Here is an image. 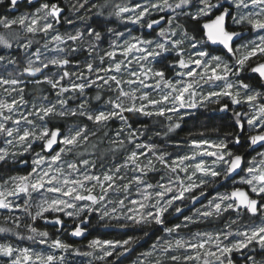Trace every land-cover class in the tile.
Here are the masks:
<instances>
[{
    "label": "snow or ice",
    "instance_id": "6c2138e0",
    "mask_svg": "<svg viewBox=\"0 0 264 264\" xmlns=\"http://www.w3.org/2000/svg\"><path fill=\"white\" fill-rule=\"evenodd\" d=\"M4 3L5 0H0V5ZM18 3L19 0H7L6 6L15 9ZM186 6L195 11H186ZM177 9L180 11L176 16L166 21L169 27L159 28L156 39L131 33L125 38L124 33H115L123 38V43L112 42L110 50L99 56L98 65L91 57L97 42L102 40V33L89 27L88 35L93 40L88 44V57L82 68L79 61L74 64L70 57L81 50L77 42L84 33L58 31L56 25L61 22L63 9L57 3H41L33 13L0 18V28L5 30L0 33L3 53L0 54V137L9 146L0 147V163H7L9 157L17 162L16 157L33 152L36 143L41 148L34 152L25 174L10 175L0 182V209L9 213L3 220L12 224V227L0 226V233L15 232L18 238L38 242L49 249L43 252L0 241V260L4 264H64L65 255L57 252L70 251L107 264L109 257L115 255L118 259L142 239L140 236L93 238L87 244L91 251L81 252L59 235L53 239L48 231L34 226L37 220H44L59 233L64 231L62 216L75 222L70 233L75 237L85 236L93 216L98 217L103 227L135 226L143 230L144 236L149 235L147 227L159 226L169 238H157L148 250L140 253L136 264H237L234 253L240 254L246 264H264V260L257 261L254 255L246 254L256 247L264 253V151H257L259 160L256 157L246 160L243 152L235 150L264 148V131L249 135L247 144H242L241 139L245 124L253 130L258 124L264 128V62L250 68L262 82L259 88L240 79L251 58L264 56V0H175L173 3L146 0L133 6L117 4L110 15L153 29L160 20L146 19L150 10ZM178 16L194 22L191 31L180 23L173 27ZM229 19L233 25L246 26L252 35L244 40L248 33L230 30ZM106 31L113 33L112 28ZM201 32L202 36L195 34ZM41 34L50 36L42 45L44 51L37 47L30 53L33 44L40 43L34 38ZM178 34L179 39H172ZM22 37H28L26 43L21 42ZM237 39L242 42L234 47ZM68 41L73 44L68 45ZM212 45L236 56L235 62L230 64L223 56L214 54ZM13 50H22L25 59L13 55ZM45 52L56 54L42 59ZM156 64L161 67H155ZM50 66L59 70L58 78L44 73ZM70 67L80 70L70 71ZM37 74H42L43 79H35ZM29 83L34 88L50 86L55 91V101L46 95L39 101L26 99ZM205 85L209 86L207 91ZM93 87L98 90L92 98L96 101L102 100L99 90L115 96H109L97 107H89V99L82 100L75 108L68 107L73 97L65 98V94L84 97L86 89ZM221 98H227L230 103H222ZM206 102L220 104L221 112L228 111L230 105H246L249 110H232L239 134H227L218 140L192 138L187 142L189 151L173 157L156 143L138 142L147 126L133 129L129 122L130 117H164L170 122L164 133L167 136L181 127L182 109H195ZM69 116L81 119L65 128L52 123L57 117ZM85 120L91 122L94 131ZM114 120L121 123L110 137L109 123ZM10 147H19L21 151L10 152ZM18 162L27 164L26 160ZM156 172L162 174L153 181L149 174ZM237 175L239 183L250 191L241 187L224 192L217 189L206 204L190 209L191 215L185 214L186 202L195 205L206 197V189ZM16 212H22L32 223H23L20 215H14ZM241 212L249 214L248 223L233 229V225L240 224ZM225 213L237 216L224 229L193 232L189 228L222 219ZM169 216H175L179 222L170 223ZM258 216L260 221L256 223L254 218ZM21 228L26 236L21 235ZM182 232L185 234L181 235Z\"/></svg>",
    "mask_w": 264,
    "mask_h": 264
},
{
    "label": "trees",
    "instance_id": "16d2710c",
    "mask_svg": "<svg viewBox=\"0 0 264 264\" xmlns=\"http://www.w3.org/2000/svg\"><path fill=\"white\" fill-rule=\"evenodd\" d=\"M44 2V1H43ZM43 2H40L36 5L30 6L27 3H22L18 5L14 10L7 11L8 7L7 0H5V3L0 5V18L7 16L9 19L15 18L19 16L20 12H27L31 13L33 12L37 6ZM146 2V0H87V3H85V0H59V6L63 9V13L61 16V22L57 25L58 31L61 34L65 33H72L74 34L75 31L80 30L84 33L83 36H88L87 39L82 38V40L78 41L77 43L80 44L81 50L75 53L72 57H70L73 60V63L75 64L76 61L80 62V67H83V63L85 61V58L88 57V51L87 47L90 42H92L93 38L89 37L88 35V29L89 27L94 28L97 31H100L102 33V40L100 42H97L98 46L96 48V51L92 53V57L94 58L95 64H99V56L101 53L104 52L105 48H108L112 42H119L123 40V38H120L115 35V33H124L125 37L127 34L131 33L134 35H141L146 38H155L156 37V31L153 29L151 31H144L141 30L139 25H133L129 22L120 20L119 17H116L115 15H110V13H113L115 11V5L117 4H127L128 6H133L135 3H143ZM48 3V2H47ZM83 4V7H80V5ZM97 5L98 7L94 8L93 5ZM75 5V9L72 7ZM101 5H105L104 7H99ZM194 10L192 7H185L186 11ZM18 11V12H17ZM177 14V13H176ZM176 14L174 16H176ZM172 17V16H171ZM83 18V19H82ZM68 21H71L70 23ZM176 23L183 24L185 28H187L189 31L192 30L194 22L186 21V18L183 16H178L177 19L173 23V27ZM228 25L230 30H243L242 26H232L230 21L228 20ZM107 28H112L113 33H108L106 31ZM5 30L0 29V33H3ZM199 36H202L201 33H195ZM89 38V39H88ZM28 37H22L23 43L27 42ZM35 40L40 41L39 44H33L32 50L39 47L43 42L44 38L42 35H38L34 38ZM119 40V41H117ZM240 41V40H239ZM73 42L68 41V45H72ZM236 45V44H235ZM64 46V45H63ZM65 47V46H64ZM212 48V47H211ZM214 50V54H220L224 55V57L228 60L231 59V55H225L220 49L218 48H212ZM20 50H13V55H16L19 58ZM0 54H3L0 52ZM21 59V58H19ZM23 59V57H22ZM259 59H252L249 61L248 65L246 66V70L240 74V79L244 80V82L249 83L253 85L256 88H259V82L258 80L253 77L249 76L247 74V67L255 62H257ZM156 67H161L160 64H156ZM70 71H78L79 68L70 67ZM51 77L55 78L54 76L50 75ZM94 78V77H93ZM33 79V78H28ZM35 79H43V77H36ZM75 79V77H73ZM79 82V81H77ZM64 83H67L64 82ZM97 89L95 87L86 89V93L84 97L77 98L78 94L74 93H67L65 94V98L67 97H73L72 99H69L68 101V107L75 108L77 105L82 102V100L89 99L91 101L89 107H97L102 104V101L107 100L109 96L114 93H110L104 90H99L101 92V101H96L92 99L96 93ZM42 95H46L49 97V100L55 101V91L50 88L48 85H41V86H34L29 83L26 87L25 92V98L29 101L36 100L39 101V98ZM1 97V96H0ZM59 108V106H58ZM180 115L183 117L182 120H180L181 127L179 129H176L172 133H168L167 136L164 135L165 132H167V126L170 123L167 119L164 117H144V116H138V117H130V123L132 124L133 129L141 128L143 125L147 126V131L143 136H141L140 141L141 142H152L156 143L160 146L161 149H165L169 153L173 155V157L176 154H184V152L189 151L187 142L192 138H204L209 140H218V139H224L227 134L237 133V126L234 123V119L232 118V114L228 113H222L219 111L218 108H211V106L207 107H201L199 109L195 110H188L186 112L180 113ZM81 118L79 117H65V118H55L52 123L60 125L62 128H65L67 126H70L76 122H78ZM173 120H176V116L173 115ZM84 123L89 125V128L91 130H95V127L91 124V122L84 121ZM120 121L114 120L109 123V136H114L116 130L120 127ZM259 131V130H258ZM156 133H160V136H157ZM253 133V132H252ZM201 134H203L201 136ZM251 134V132H243L241 139L242 144H246V138L247 136ZM149 137H151V140H149ZM229 139L231 137L229 136ZM36 149L39 151L41 150L40 144L35 146ZM131 147V146H130ZM230 147L232 145L230 144ZM238 151L243 152V154L246 152L244 148H238L235 149ZM253 154V153H252ZM252 154L246 155V159L249 158ZM19 159L26 160L24 157H18ZM24 158V159H23ZM92 158V157H87ZM119 162V161H118ZM157 168H160L159 164H157ZM30 167L28 164H26L24 167H19L16 165V162L14 163L13 160L9 159L7 163H0V182L3 181V179H6L10 175H18V174H25ZM162 174V172H156V173H150V179L153 181L159 179V176ZM230 183L225 184L223 187H221L218 190H228ZM213 188V187H211ZM211 188L209 190H211ZM208 190V191H209ZM208 193V192H207ZM236 213H225L224 217L222 219H213L209 221H204L196 225H191L189 228L193 230H199L202 228H208L212 226L220 225L226 217L234 216ZM5 215H9V213L6 210L0 209V226H6V227H12L11 222H8L7 224L4 223L3 217ZM14 215H20L23 220V223H32V221L26 217L22 212H16ZM237 216V215H236ZM258 217L254 218L255 221ZM62 219L64 220V231H61L59 233L56 232L55 226L46 223L44 220H37L34 224L35 227H37L39 230H46L50 233V236L54 239L57 235L66 243H69L73 245L74 248H79L81 252H88L91 251V249L87 248L88 241L93 238H100V239H126L128 236H140L142 239L139 240V242L133 246L132 251H130L126 256H122L120 259L116 260V256L114 255L111 259H109L108 264H127L131 259L136 257L138 254L140 255L141 252L147 250L154 241H157V238L164 237L163 232L159 226H149L146 228V230L149 232V235L144 236L143 230L132 226L127 229H120L118 227H103L98 223V217L93 216L91 219V224L88 226V231L83 237H75L72 236L71 230L75 226V222L73 219L62 216ZM168 220L170 223L177 222L175 216L168 217ZM249 220V215L241 212L240 213V224H247ZM170 226V225H169ZM21 235L26 236L27 233L25 229L21 228L20 230ZM187 231V230H186ZM7 240L15 245H18L20 247L24 246H30L35 250H42L46 249L48 250V247L46 245H41L38 242L35 241H29L27 239H20L16 236L15 232L11 233H0V241ZM39 247V248H36ZM65 255V261L64 264H101V262H95L93 261V257L91 256H83V255H76L73 252L69 253H61L57 252V255ZM250 254L254 255L257 259L264 260V253L261 252V250H257L255 248V251L250 250ZM234 259L237 261V264L239 261L238 254H234ZM0 264H4V261L0 260ZM105 264V263H102ZM165 264H168V262H165Z\"/></svg>",
    "mask_w": 264,
    "mask_h": 264
},
{
    "label": "rangeland",
    "instance_id": "374dc122",
    "mask_svg": "<svg viewBox=\"0 0 264 264\" xmlns=\"http://www.w3.org/2000/svg\"><path fill=\"white\" fill-rule=\"evenodd\" d=\"M153 2H155V0H153ZM169 2L170 3H173V2H175V0H169ZM221 2H223V0H221ZM43 3H46V2H43ZM145 2H143V3H141V4H144ZM40 5V4H39ZM39 5L37 6V7H39ZM225 7H227L228 5L227 4H225L224 5ZM36 10V9H35ZM35 10L33 11V12H35ZM180 10L179 9H177V10H175V11H173V10H168V11H166V12H159V11H156V10H150V15L149 16H147L146 17V19H157V20H160V24L159 25H156V26H154V30L156 31V34H157V32L159 31V28L160 27H169V25L166 23V21H167V19L168 18H170L171 16H174L176 13H178ZM189 11H194V10H189ZM18 12V11H17ZM33 12H31V13H33ZM24 13H27V12H20L19 14L21 15V14H24ZM125 15H128V14H125ZM161 17H164V19H161ZM229 21H230V23H231V25L232 26H237V25H233L232 24V21L229 19ZM132 24V23H131ZM133 25H137L138 26V24H133ZM139 27H140V29L141 30H144V31H151V30H153V29H148V28H146V27H141L140 25H139ZM237 27H239V26H237ZM243 27V32H247L248 33V35L247 36H245L243 39L244 40H246V39H248L252 34L249 32V30L246 28V26H242ZM56 28L58 29V27H57V25H56ZM0 29H3V28H0ZM4 30V29H3ZM178 32H179V30H178ZM42 35V34H41ZM132 35H134V34H132ZM42 37L44 38L43 40H44V42L46 41V40H48V39H50V36L49 37H44L43 35H42ZM87 37L88 36H83V38L84 39H87ZM126 38V37H125ZM157 38V35H156V37L155 38H149V39H156ZM180 38V36H179V34L176 36V37H172V39H179ZM89 39V38H88ZM117 41H119V40H117ZM43 42V43H44ZM242 42V40H240L236 45H238V44H240ZM43 43L39 46L40 48H41V50H42V52L44 51L43 50V48H42V45H43ZM116 43H118V44H122L123 43V40H121V41H119V42H116ZM61 47H64L63 45L61 46ZM185 48H187V44H185V46H184ZM36 49V48H35ZM35 49H30L29 50V52L31 53V52H34L35 51ZM106 50H110V47H108V48H105V50H104V52L106 51ZM20 54H19V58H21V60H23V59H25V57H24V55H23V52H22V50H20ZM104 52L103 53H101V55H103L104 54ZM53 54H56V53H53V52H45L44 53V56H42V59L43 58H45V57H49V56H51V55H53ZM218 55H220V54H218ZM231 55V59L230 60H228V59H226L225 57H224V55H223V57L230 63V64H233L234 62H235V59H236V56H234L233 54H230ZM236 55H239V54H236ZM222 56V55H221ZM22 57H23V59H22ZM118 58H119V53H118ZM252 59H259V60H264V56H257V57H254V58H251L250 60H252ZM249 60V61H250ZM258 60V61H259ZM249 61H248V63H249ZM248 63H247V65H248ZM105 66H107V58L105 59ZM155 67H156V65H155ZM44 73L45 74H47V75H52V76H54L55 78H58V74H59V70L58 69H56V68H54V67H52V66H50L48 69H45L44 70ZM37 77H43V75L42 74H37ZM36 78V77H35ZM232 79L233 80H235L236 78L235 77H232ZM64 82H66V81H64ZM208 85H205L204 86V89H205V91H207L208 90ZM0 96L2 97V93H0ZM113 98H114V96H115V94L113 95H111ZM221 102L222 103H230V101H228L227 100V98H221ZM207 107V106H211V108H220V104H216V103H212V102H206V103H204V104H202V105H199L197 108H195V109H199V108H201V107ZM195 109H182L181 110V112L180 113H182V112H186V111H188V110H195ZM233 109H235V110H237V111H246V110H249L248 109V107L246 106V105H244V106H240V107H238V106H235V105H230V109L228 110V111H225V112H222V113H230V114H232V116H233ZM174 115V114H173ZM233 119H234V121H235V118H234V116L232 117ZM262 129H264V128H261V126L258 124L257 126H256V129L255 130H253V129H251V128H248L247 127V125L245 124V132H258V130L260 131V130H262ZM236 134H239V129L237 128V133ZM140 139L141 138H139V141L138 142H141L140 141ZM39 143H36V144H34L33 145V148H34V151L33 152H29V153H26L23 157L26 159V161H27V164H28V166L30 167L31 166V159H32V157H33V155H34V152H39V151H41V150H37L36 149V145H38ZM0 147H9L7 144H6V142H5V139L3 138V137H0ZM58 148V147H57ZM9 151L10 152H18V151H21V149L19 148V147H10L9 148ZM257 151H264V148H260L259 150H257ZM257 151H255L249 158H247L246 160H251L253 157H256L257 158V160H259V157H257ZM23 158V159H24ZM9 159H11L12 160V158L11 157H9ZM143 159V158H142ZM22 159H19L18 157H16V165H18L19 167H24L26 164L25 163H20V162H18V161H21ZM222 167V166H221ZM241 175H243V173H241ZM129 176H131V173H129ZM239 180H240V176L238 175L235 179H233L231 182H229L230 184V187H229V189H231L232 187H244V188H246V190L247 191H250L249 189H248V187L246 186V185H243V184H240L239 183ZM210 188H208V189H206V193H207V195H206V197H204L200 202H198V203H196L195 205H193L191 208H188L187 209V207L191 204V203H188V202H186V204H185V214H189V215H191L192 214V212L190 211V209L191 210H194L195 208H198V207H201V205L202 204H206L207 203V200L208 199H211V197L213 196V195H215L216 194V190H212V188H211V190H209ZM228 189V190H229ZM209 190V191H208ZM228 190H226V191H228ZM225 190H219V192H224ZM198 194V193H197ZM251 194V193H250ZM35 211V209H33V212ZM236 215L237 214H235L234 216H229V217H226L225 219H223V221H222V223L220 224V225H217V226H212V227H208V228H202V229H199V231H218V230H221V229H224L225 228V225L229 222V220L230 219H236ZM169 217H172V216H169ZM180 219H182V217H180ZM259 221H260V217L258 216V218H257V220L255 221L256 223H259ZM177 222H179L178 220H177ZM113 223H115V222H113ZM240 225H243V224H238V225H233V229H235L236 227H238V226H240ZM191 226V225H190ZM192 231V230H191ZM196 231H198V230H196ZM163 232V231H162ZM193 232H195V230H193ZM185 233L184 232H182L181 233V235H184ZM163 236H164V238L165 239H168L169 237H167V236H165V234L163 233ZM154 243H155V241H154ZM36 248H39V247H36ZM149 249V248H148ZM147 249V250H148ZM256 249L257 250H260L258 247H256ZM250 250H251V248L246 252V254H250ZM37 251H43V252H48L49 251V249L48 250H46V249H40V250H37ZM146 251V250H145ZM144 252V251H143ZM129 253V252H128ZM128 253H126V254H128ZM97 254H99V253H97ZM126 254L125 255H123V256H126ZM177 254H179V253H177ZM234 254H236V253H234ZM62 255V254H61ZM114 256V255H113ZM112 256V257H113ZM112 257H109L108 258V261H109V259H111ZM122 257V256H121ZM121 257H119L118 259H120ZM139 257V254L136 256V257H134L133 259H131V261H129L127 264H136V262H137V258ZM238 257H239V261H238V263H240V264H246V262L244 261V259H243V257H241L240 256V254H238ZM93 259V261H95V262H101V261H97V260H95L94 258H92ZM155 259V257L153 258V260ZM257 259V258H256ZM116 260H117V257H116ZM108 261H107V264H108ZM257 261H262V259H257ZM102 263H105V262H101V264Z\"/></svg>",
    "mask_w": 264,
    "mask_h": 264
},
{
    "label": "water",
    "instance_id": "95a60500",
    "mask_svg": "<svg viewBox=\"0 0 264 264\" xmlns=\"http://www.w3.org/2000/svg\"><path fill=\"white\" fill-rule=\"evenodd\" d=\"M48 2V3H57L58 5H59V0H31V3H29V0H19V3H18V5H20V4H22V3H27L28 5H30V6H33V5H36V4H38V3H40V2ZM17 5V6H18ZM12 10H14V9H10V8H8V11H12ZM235 31H241V30H235ZM243 32V31H242ZM239 40H241V39H237L236 41H235V44L239 41ZM234 44V45H235ZM212 48H218V49H220L225 55H230L231 53H228L226 50H224L221 46H218V45H212L211 46ZM258 62H264V60H260V61H257V62H255V63H253L252 65H250V67H249V69H248V75H250V76H255L257 79H258V77H257V74H254V73H252L251 71H250V68L251 67H254L255 65H256V63H258ZM259 80V79H258ZM260 81V80H259ZM261 81H260V85H261ZM262 131H264V130H262ZM258 132H260V131H258ZM254 134H257V132H253V133H251V134H249V135H254ZM248 135V136H249ZM247 136V137H248ZM246 143H248V141H247V138H246ZM58 146H54V148H57ZM260 149V147L259 146H256V151L257 150H259ZM253 152H255V151H253L252 149H247V151H246V153L244 154V155H247V154H251V153H253ZM238 176V175H237ZM237 176H235L234 177V179L237 177ZM233 179H231V180H228V181H221V183H218V184H216L214 187H213V190H217V189H220L221 187H223L225 184H227V183H229V182H231ZM241 187V186H240ZM241 188H244V187H241ZM232 189V188H231ZM230 189V190H231ZM245 190H246V188H244ZM229 190V191H230ZM247 191V190H246ZM204 197H202L201 198V200L203 199ZM255 198V197H254ZM200 200V201H201ZM193 205L192 204H190L188 207H187V209L188 208H191ZM247 214V213H246ZM249 215V214H248Z\"/></svg>",
    "mask_w": 264,
    "mask_h": 264
},
{
    "label": "flooded vegetation",
    "instance_id": "af4514ba",
    "mask_svg": "<svg viewBox=\"0 0 264 264\" xmlns=\"http://www.w3.org/2000/svg\"><path fill=\"white\" fill-rule=\"evenodd\" d=\"M238 42H239V41H238ZM238 42H237V43H238ZM237 43H236V44H237ZM234 47H235V45H234ZM259 61H260V60H259ZM251 65H252V64H251ZM249 67H250V65L247 67V74H248V69H249ZM249 76H250V75H249ZM253 77H255V76H253ZM255 78H256V77H255ZM256 79H257V78H256ZM257 80H258V79H257ZM258 82H259V86H260V81L258 80ZM262 130H264V129H262ZM262 130H260V131H262ZM246 144H247V143H246ZM246 151H247V150H246ZM245 153H246V152H245ZM245 153H244V154H245ZM253 153H254V152H253ZM251 154H252V153H251ZM247 155H249V154H247ZM245 156H246V155H245ZM229 190H230V189H229ZM229 190H228V191H229Z\"/></svg>",
    "mask_w": 264,
    "mask_h": 264
},
{
    "label": "bare ground",
    "instance_id": "6f19581e",
    "mask_svg": "<svg viewBox=\"0 0 264 264\" xmlns=\"http://www.w3.org/2000/svg\"><path fill=\"white\" fill-rule=\"evenodd\" d=\"M7 11H8V9H7ZM212 190H213V188H212Z\"/></svg>",
    "mask_w": 264,
    "mask_h": 264
}]
</instances>
